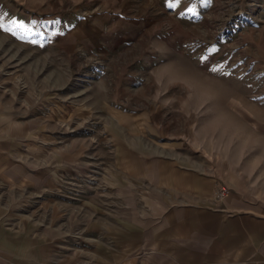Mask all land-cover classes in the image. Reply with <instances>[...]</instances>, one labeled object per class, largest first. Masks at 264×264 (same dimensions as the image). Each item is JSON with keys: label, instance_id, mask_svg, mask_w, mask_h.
Segmentation results:
<instances>
[{"label": "rangeland", "instance_id": "obj_1", "mask_svg": "<svg viewBox=\"0 0 264 264\" xmlns=\"http://www.w3.org/2000/svg\"><path fill=\"white\" fill-rule=\"evenodd\" d=\"M5 114L13 159L27 129L30 189L61 190L42 264H94L119 215L142 256L136 223L173 203L264 215V0H0Z\"/></svg>", "mask_w": 264, "mask_h": 264}, {"label": "crops", "instance_id": "obj_2", "mask_svg": "<svg viewBox=\"0 0 264 264\" xmlns=\"http://www.w3.org/2000/svg\"><path fill=\"white\" fill-rule=\"evenodd\" d=\"M176 10L178 7L171 10L170 15L176 14ZM144 13L130 14L128 10L127 24H144L148 21V14L143 17ZM171 34L178 40L177 31ZM133 35L132 39L143 36L141 32ZM165 36L162 35L163 38ZM1 119L6 127H0V264H42L46 260H54L55 246L62 242L63 234L59 233L64 223L61 222L60 212L64 204L62 200H57L62 197L61 190L49 192L45 189L44 175L39 173L37 183L33 185L36 190L30 189L25 124L17 126L19 148L16 154L19 158L13 159L9 141L10 117L5 114ZM32 197L38 198V201L32 202ZM90 205L93 209L96 206L100 209L93 202H89ZM44 213L47 214L44 219L36 217L37 222L31 219L32 215ZM17 215L23 217L19 232L16 228ZM102 215L105 222H109L106 214ZM119 216L114 223L120 229H106V238L98 237L99 240L105 239V244L96 240L100 244L93 247L96 253L91 256L97 258L94 264H264V215L250 208L226 215L219 210H208L199 202L173 203L162 215L151 216L147 224L143 221L136 223L137 233L134 235L141 239V244L137 243L142 247V256L139 248H134L136 243L130 241L129 234L124 233H129V227L124 223L127 219ZM48 220L57 223L53 224L54 229L44 226ZM93 232L94 229L88 231L90 237L95 235ZM78 243L82 244L83 240ZM58 258L55 259L61 261L63 256L59 254Z\"/></svg>", "mask_w": 264, "mask_h": 264}, {"label": "snow or ice", "instance_id": "obj_3", "mask_svg": "<svg viewBox=\"0 0 264 264\" xmlns=\"http://www.w3.org/2000/svg\"><path fill=\"white\" fill-rule=\"evenodd\" d=\"M176 3H179V0H176ZM170 6L174 7V4H170Z\"/></svg>", "mask_w": 264, "mask_h": 264}]
</instances>
